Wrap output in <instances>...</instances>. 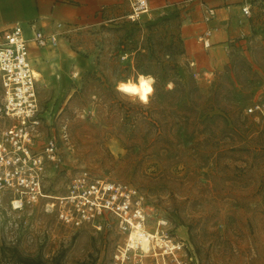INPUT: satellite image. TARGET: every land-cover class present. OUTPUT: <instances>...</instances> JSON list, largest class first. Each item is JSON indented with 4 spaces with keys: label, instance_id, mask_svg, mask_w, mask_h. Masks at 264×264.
<instances>
[{
    "label": "rangeland",
    "instance_id": "obj_1",
    "mask_svg": "<svg viewBox=\"0 0 264 264\" xmlns=\"http://www.w3.org/2000/svg\"><path fill=\"white\" fill-rule=\"evenodd\" d=\"M124 4L126 11L129 4ZM260 7L264 0L255 4L254 25L228 42V61L214 72L217 79L228 70L234 81L228 100L221 102L225 108L213 111L225 119L215 117L203 126L174 124L173 114L165 115L161 126L163 97L152 93L143 104L116 90L119 81L138 77L136 56L142 51L137 64L152 71L164 89L179 79L208 92L213 81L196 80L188 62L165 55L178 33L176 18L156 15L147 23L121 17L61 34L57 46L36 49L31 62L40 72L41 123L35 147L40 151L53 136L62 159L46 165V192H67L81 170L126 181L144 195L151 215L146 228L153 231L157 219H165L169 235L184 243L178 256L185 264H264V119L244 112L253 101L264 100ZM219 81L231 89L228 79ZM237 94L242 107L235 113ZM103 224L101 230L65 225L45 214L42 202L13 209L9 193L2 192L0 264H18L13 250L47 263L63 251L61 264H109L126 235L114 217ZM136 253L129 264H177L168 256Z\"/></svg>",
    "mask_w": 264,
    "mask_h": 264
},
{
    "label": "built area",
    "instance_id": "obj_2",
    "mask_svg": "<svg viewBox=\"0 0 264 264\" xmlns=\"http://www.w3.org/2000/svg\"><path fill=\"white\" fill-rule=\"evenodd\" d=\"M127 1L129 12L124 15L125 20L154 21L156 15L152 13L148 0ZM241 12L242 17L249 18L250 5H242ZM215 16V7L206 5L202 21L208 23ZM30 29V34H26L23 25L15 22L0 36V194L9 193L11 207L17 210L42 202L45 214H53L61 223L74 227L91 225L101 230L103 221L114 217L120 232L126 235V241L124 246H118L109 264H129L128 259L139 255L137 249L141 250L128 246L130 233L138 227L148 230L146 226L151 216L144 195L137 187L126 181L95 177L87 170H81L71 180L67 192L53 194L44 189L46 165H58L62 159L53 136L45 140L40 151L35 147L41 108L31 51L32 48L57 46L62 32L70 33L75 28L57 23V28L51 32L33 24ZM214 30L215 26H205L197 35V41L204 48L210 47ZM126 57L127 53H124L122 58ZM188 63L196 80H214L213 71L193 69L195 62ZM244 112L256 119H264V100L253 101ZM166 224L167 220L157 219L150 232L157 233L160 239H152L154 247L144 253L160 255L163 259L168 256L177 264H185L178 256L184 243L169 235ZM156 247L161 250L157 251Z\"/></svg>",
    "mask_w": 264,
    "mask_h": 264
},
{
    "label": "crops",
    "instance_id": "obj_3",
    "mask_svg": "<svg viewBox=\"0 0 264 264\" xmlns=\"http://www.w3.org/2000/svg\"><path fill=\"white\" fill-rule=\"evenodd\" d=\"M148 1L154 15L179 21L177 29L183 40V51L177 55V61H194L193 69L215 72L221 70L228 61V42L246 34L254 25L252 12L256 10L255 4L262 0ZM125 2L128 3L127 0H0V36L3 30L15 22L23 25L26 34H30L31 24L45 32L56 29L57 23L72 25L74 31L107 24L129 12V6L125 11ZM245 4L251 7L249 18L242 17L241 7ZM206 5L216 9L215 18L208 23L202 21ZM260 8L264 10V7ZM205 26L216 27L210 36L208 48H204L196 39ZM36 49L32 48V58Z\"/></svg>",
    "mask_w": 264,
    "mask_h": 264
},
{
    "label": "trees",
    "instance_id": "obj_4",
    "mask_svg": "<svg viewBox=\"0 0 264 264\" xmlns=\"http://www.w3.org/2000/svg\"><path fill=\"white\" fill-rule=\"evenodd\" d=\"M145 22L152 23L154 21ZM168 48L169 50L165 53L166 56L173 57L174 55L182 53L183 40L180 37L179 33H177L174 39L168 43ZM142 55V51L137 52L135 66L138 72L137 75H151L152 71H149L148 69L143 68L137 64V58H139V56L141 57ZM175 66L176 64L172 67L174 68ZM90 73L92 72H86L87 75H89ZM165 78L166 77L164 76L162 80H165ZM221 78L229 80L228 83L231 85V89L226 88L224 86V83L222 81H219V79ZM131 79L135 80L136 78ZM171 82L173 83V86L170 89H164V84H162L160 80L153 85L155 89V91L153 92L154 95L156 97H163L162 103H158V105L160 104L159 111L161 113V117L159 121L161 126L165 122L163 117L167 114L174 115L172 117L174 124L182 121L184 123V126H203L215 117H220L223 120L225 119L224 115H221V113H214L213 111L217 108L220 110L225 108L221 104V102L228 100L229 94L232 93V89L235 88L234 81L228 74V70L218 73L217 79L213 80L212 86L205 94L201 93V90L194 81H180L179 79H177L171 80ZM75 92L76 91H74L73 94H75ZM238 96V94L234 96V101L237 102L234 104V108H236V111L233 112L235 113L239 112L240 108L242 107L240 103L241 101L239 100L240 98H238ZM225 126L226 124L224 125V127ZM2 253L4 254V249H2ZM11 255L14 256V259L18 264H61L63 251H61L57 256H54L49 263H47L46 260H43L39 256L23 257L16 250H13Z\"/></svg>",
    "mask_w": 264,
    "mask_h": 264
},
{
    "label": "clouds",
    "instance_id": "obj_5",
    "mask_svg": "<svg viewBox=\"0 0 264 264\" xmlns=\"http://www.w3.org/2000/svg\"><path fill=\"white\" fill-rule=\"evenodd\" d=\"M156 83L152 76H140L138 84L133 83L130 79L128 81H121L116 84V90L128 96H137L143 104L149 102V96L155 91L153 85ZM172 85H169L171 88Z\"/></svg>",
    "mask_w": 264,
    "mask_h": 264
},
{
    "label": "bare ground",
    "instance_id": "obj_6",
    "mask_svg": "<svg viewBox=\"0 0 264 264\" xmlns=\"http://www.w3.org/2000/svg\"><path fill=\"white\" fill-rule=\"evenodd\" d=\"M35 72V71H34ZM35 76L37 77V79L39 80L40 77V73L38 71L35 72ZM140 76H149V75H139L135 80H132L133 83H137L139 81ZM130 79L127 80H121V81H128ZM119 81V82H121ZM137 97V96H135ZM138 98V97H137ZM139 99V98H138ZM156 238L157 240L160 239V236L157 233L154 232H150L146 229L143 228H136L134 230H132V232L130 233L129 236V247H140V249L145 252L148 253L154 246L152 245V239ZM160 243V242H158ZM155 254L158 255V253L156 252L155 249Z\"/></svg>",
    "mask_w": 264,
    "mask_h": 264
}]
</instances>
